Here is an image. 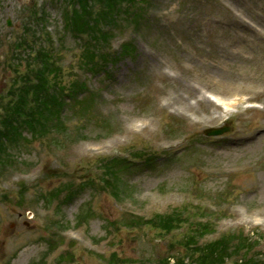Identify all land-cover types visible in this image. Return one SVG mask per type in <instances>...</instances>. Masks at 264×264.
<instances>
[{
	"label": "rangeland",
	"instance_id": "1",
	"mask_svg": "<svg viewBox=\"0 0 264 264\" xmlns=\"http://www.w3.org/2000/svg\"><path fill=\"white\" fill-rule=\"evenodd\" d=\"M262 109L264 0H0V264H264Z\"/></svg>",
	"mask_w": 264,
	"mask_h": 264
},
{
	"label": "trees",
	"instance_id": "2",
	"mask_svg": "<svg viewBox=\"0 0 264 264\" xmlns=\"http://www.w3.org/2000/svg\"><path fill=\"white\" fill-rule=\"evenodd\" d=\"M83 8V6H82ZM83 15V12L81 13L80 16ZM74 24H75V29L81 31L83 30L84 27H88L89 26V21L88 20H84L81 18H74ZM43 58L45 60V62L48 64L49 62V54L47 52H42ZM85 57L89 58V59H93L94 54H93V50H91L90 48H86L85 50ZM39 91V93L42 91L43 93L45 92V98H46V102L51 106L55 108V102H60L57 98L49 95L46 92L45 89V85L41 84L38 88H36V93ZM7 122L13 126L14 125V121L11 119H7ZM24 122V126L31 129L32 128V121L29 119H25ZM1 140V138H0ZM1 142V141H0ZM188 240V239H187ZM215 243H221L220 241H217ZM199 254L194 258V264H221L222 259V253H228L227 249L219 247L217 248L215 251L214 250H210L209 253H205L200 251V248L197 249Z\"/></svg>",
	"mask_w": 264,
	"mask_h": 264
},
{
	"label": "water",
	"instance_id": "3",
	"mask_svg": "<svg viewBox=\"0 0 264 264\" xmlns=\"http://www.w3.org/2000/svg\"><path fill=\"white\" fill-rule=\"evenodd\" d=\"M7 23L10 25V20L7 21ZM228 129V127H224L222 129H210L207 131V134H220L223 131H226Z\"/></svg>",
	"mask_w": 264,
	"mask_h": 264
},
{
	"label": "bare ground",
	"instance_id": "4",
	"mask_svg": "<svg viewBox=\"0 0 264 264\" xmlns=\"http://www.w3.org/2000/svg\"><path fill=\"white\" fill-rule=\"evenodd\" d=\"M215 98H216V101H218L219 103H221L226 108H229L230 104L233 103V100H225V99H221V98L216 97V96H215Z\"/></svg>",
	"mask_w": 264,
	"mask_h": 264
}]
</instances>
